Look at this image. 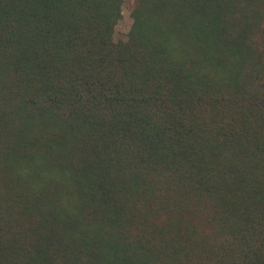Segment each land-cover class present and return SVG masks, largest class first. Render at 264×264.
<instances>
[{
	"label": "trees",
	"instance_id": "obj_1",
	"mask_svg": "<svg viewBox=\"0 0 264 264\" xmlns=\"http://www.w3.org/2000/svg\"><path fill=\"white\" fill-rule=\"evenodd\" d=\"M0 0V264H264V0Z\"/></svg>",
	"mask_w": 264,
	"mask_h": 264
},
{
	"label": "rangeland",
	"instance_id": "obj_2",
	"mask_svg": "<svg viewBox=\"0 0 264 264\" xmlns=\"http://www.w3.org/2000/svg\"><path fill=\"white\" fill-rule=\"evenodd\" d=\"M131 6H132V1L127 0L124 6V18L117 27V34L119 37L125 35L129 31L131 25V17H130Z\"/></svg>",
	"mask_w": 264,
	"mask_h": 264
}]
</instances>
